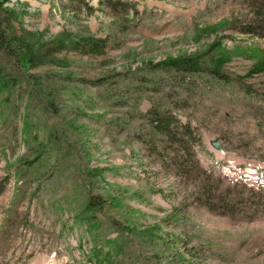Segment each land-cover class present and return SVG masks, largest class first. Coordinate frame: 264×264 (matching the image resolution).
Wrapping results in <instances>:
<instances>
[{"label":"rangeland","instance_id":"obj_1","mask_svg":"<svg viewBox=\"0 0 264 264\" xmlns=\"http://www.w3.org/2000/svg\"><path fill=\"white\" fill-rule=\"evenodd\" d=\"M122 1L8 2L41 43L68 31L106 49L0 57V264H264V71L249 72L264 38L204 31L256 0ZM214 40L224 79L157 66ZM152 105L191 136L152 129Z\"/></svg>","mask_w":264,"mask_h":264},{"label":"trees","instance_id":"obj_2","mask_svg":"<svg viewBox=\"0 0 264 264\" xmlns=\"http://www.w3.org/2000/svg\"><path fill=\"white\" fill-rule=\"evenodd\" d=\"M115 1V2H114ZM9 0H0V57L5 56L14 59L20 66L33 68L44 63L54 62L55 55L61 51H77L82 54H103L106 49V40L95 36H74L68 31H62L55 36L51 41L42 42L39 40L41 32L27 30L21 26V17L24 11L15 9L8 5ZM62 6L69 3L71 7L77 10H84L87 14H91L95 8L88 4L86 0H66ZM100 4H104L111 10H116L117 4H125L122 0H99ZM127 11V10H126ZM218 29H232L239 33L256 35L264 38V0H256L251 7V15L248 20L242 22L222 21L214 27L205 28L206 33L216 32ZM217 47L218 55L208 56L207 54ZM231 52L221 46L218 40L210 43L209 48L204 50V53L187 55L176 58H167L165 61L157 63V66L162 64L173 65L180 70L195 72L201 70L203 64L207 63L209 73L219 79H224V74L220 72L223 65L229 61ZM256 60L250 67V74H257L264 71V53L258 51ZM152 107L147 114L150 115L151 122L156 132H160L164 136H172L173 126L179 125V130L182 134L190 137L191 129L185 123H179L171 114L159 112ZM156 134V133H155ZM178 141L182 143L183 152L192 155L190 148L184 143L182 138ZM193 156V155H192ZM196 164V163H195ZM4 177L0 181V195L4 191V186L7 181ZM101 204L99 197L91 195L87 201V209H95ZM99 208V207H97Z\"/></svg>","mask_w":264,"mask_h":264}]
</instances>
